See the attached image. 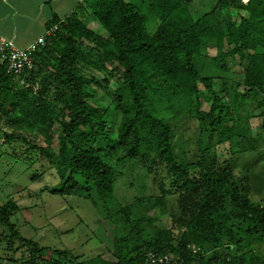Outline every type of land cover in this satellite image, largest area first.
<instances>
[{
    "label": "trees",
    "instance_id": "16d2710c",
    "mask_svg": "<svg viewBox=\"0 0 264 264\" xmlns=\"http://www.w3.org/2000/svg\"><path fill=\"white\" fill-rule=\"evenodd\" d=\"M188 1L143 0L146 12L134 0H83L82 7L98 19L103 32L79 18L80 10L36 53L34 68L22 76L23 87L0 70V118L41 136L46 146L39 149L51 162L55 154L49 148L58 133L61 183L50 191L80 195L105 212L115 188V168L100 154L101 144L108 142L123 150V158L147 165L148 172L164 167L170 177L168 186L162 184L164 196L176 194L177 205L170 214L174 226L147 236L148 218L135 207L136 200L111 209L118 215L117 259L97 255L82 260L69 248L45 247L24 237L11 221L19 206L10 198L0 205V223L23 242L28 255L9 264H140L151 251L169 254V264H264L251 243L264 242V205L251 198L250 174L231 162L250 151L234 130L236 115L251 114L241 112L242 100L257 102L264 125V0H213V8L191 24L176 12ZM155 19L159 23L152 33ZM209 46L217 48L225 74L237 60L247 62L240 82L226 85L225 77H219L218 89L216 77L201 71ZM115 71L120 117L114 134L91 100L94 83L102 86ZM32 79L39 89L31 86ZM201 98L210 101L209 109L201 108ZM180 117L196 119L200 136L207 129L216 132V146L229 141L231 157L220 160L218 151L203 142L195 154L180 156L174 146L190 141L178 144L173 137ZM0 264L8 263L0 258Z\"/></svg>",
    "mask_w": 264,
    "mask_h": 264
},
{
    "label": "rangeland",
    "instance_id": "374dc122",
    "mask_svg": "<svg viewBox=\"0 0 264 264\" xmlns=\"http://www.w3.org/2000/svg\"><path fill=\"white\" fill-rule=\"evenodd\" d=\"M134 1L138 2L142 10L149 12L148 5L143 0ZM242 1L245 2V0ZM213 6V0H191L181 2L176 12L185 20V23L191 24ZM233 17L236 19L237 16ZM84 18L89 27L103 32L101 23L90 12ZM158 23L159 19L151 21L152 33L155 32ZM208 52L209 56L203 57L201 71L208 76L216 77L215 85L218 89L222 87L219 77H225L226 85L241 81L247 65L246 61L239 63L237 60L236 65L225 74V69L216 60L217 48L209 46ZM96 73L103 77L100 71ZM24 78L22 77V81H17L19 87L25 85ZM119 78V72L115 71L113 78L108 82H102V86L94 83L96 88L92 92L91 100L104 113L107 125L114 128V134L117 132L120 117L117 109L118 102L115 100V96L119 93L116 91L115 82ZM31 82L34 89L40 88L36 79H32ZM54 94L52 92L53 96ZM122 95L126 98L125 92ZM231 103H233L232 99ZM240 104L241 112L250 110L251 114L249 117L236 115L234 130L242 137L241 146L250 148V151L243 155L239 154L231 162L236 165L237 170L250 174L251 198L264 205L263 116L260 115L261 108L256 101L249 102V99H245ZM209 105V100L201 98L202 109H209ZM55 125L60 127L59 122H55ZM175 127L177 131L173 130V137H176L178 144L183 139L190 140V145L188 141H185L180 146H174L180 156H183L184 152L188 156L195 154L194 150L197 151L199 142L200 144L203 142L209 147L208 150L218 151L220 160L231 157L229 141L216 146V132L211 133L208 129L200 136L196 119L177 118ZM7 133H13L14 138L6 139ZM108 133L109 131L106 130L105 134ZM58 143V133H55L52 145L46 148L47 152L49 148L50 152L55 154V161L51 162L50 158L39 149L40 146H46L41 136L24 127L17 128L6 120H0V205L10 198L17 202L19 209L12 214L11 221L16 224L24 237L36 240L45 247L69 248L82 260L97 255L116 260L117 223L114 219L117 220L118 215L115 216V212L112 213L111 209L121 208L136 200L135 207L148 218L146 223L149 228L145 236L154 229L174 226L170 214L177 210L176 194L164 196V186H168L170 180L164 167H156L154 172H148L147 165L138 162L137 159L123 158V150L109 147L108 142L101 144L100 154L115 168V188L113 204H109L105 212L99 211L91 200L80 195H62L50 191L49 187L61 183L59 172L61 168L57 165L56 157ZM177 232L178 230L175 229V233ZM251 243L257 257L264 259V242L252 241ZM26 255H28L27 247L23 242L18 238L10 237L9 229L0 223V258L5 259L9 264L12 258L21 260ZM51 255L52 253H48L45 263L49 262ZM56 259V255L53 254V260Z\"/></svg>",
    "mask_w": 264,
    "mask_h": 264
},
{
    "label": "crops",
    "instance_id": "0c3cea01",
    "mask_svg": "<svg viewBox=\"0 0 264 264\" xmlns=\"http://www.w3.org/2000/svg\"><path fill=\"white\" fill-rule=\"evenodd\" d=\"M82 4L80 0H0V33L25 47L44 32L47 21L66 19L80 10L78 17L85 21L90 11Z\"/></svg>",
    "mask_w": 264,
    "mask_h": 264
},
{
    "label": "built area",
    "instance_id": "2783aa9c",
    "mask_svg": "<svg viewBox=\"0 0 264 264\" xmlns=\"http://www.w3.org/2000/svg\"><path fill=\"white\" fill-rule=\"evenodd\" d=\"M81 2L83 0H80ZM249 0H245V3ZM83 13L86 10L83 9ZM66 19L47 21L44 32L25 47L18 46L11 39L0 33V70H4L16 81H22V76L34 68L35 55L50 42L49 39L62 30ZM171 256L151 251L140 264H169Z\"/></svg>",
    "mask_w": 264,
    "mask_h": 264
}]
</instances>
